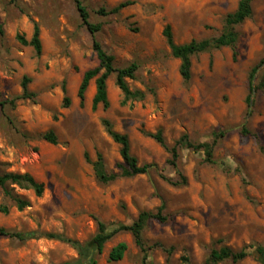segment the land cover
I'll use <instances>...</instances> for the list:
<instances>
[{
  "label": "rangeland",
  "instance_id": "obj_1",
  "mask_svg": "<svg viewBox=\"0 0 264 264\" xmlns=\"http://www.w3.org/2000/svg\"><path fill=\"white\" fill-rule=\"evenodd\" d=\"M81 1L91 22L103 25L95 38L116 65H139L137 79L129 84L146 96L123 105L112 76L108 110L92 108L95 81L82 105L83 77L100 61L75 0H0V102L23 94L24 77L31 79L29 90L36 95L19 100L15 108L0 106V160L6 170L29 173L45 185L40 198L17 189L31 201L24 211L0 189V206L10 208L8 215L0 213V228L32 234L26 241L0 236V264L75 261L79 255L72 246L45 235L86 243L99 222L132 225L142 212L157 213L163 205L167 222L152 220L144 232L148 264H203L213 248L264 246V91L254 93L252 107L247 104L252 71L264 58V0H254L253 17L237 27L238 60L231 48L201 54L193 59L190 83L180 74L181 61L172 55L165 28L172 27L179 45L217 38L240 0ZM125 2L132 5L119 14L100 13ZM35 23L41 29V56L17 40L18 34L30 40ZM256 77L258 85L264 66ZM104 119L129 136L142 165L154 166L148 175L98 181L92 163L99 154L108 172H119L123 161ZM244 127L250 135L241 134ZM143 130H162L171 146L185 134L195 143L212 142L215 133L225 136L215 149L216 164L205 162L203 151L181 149L179 169L187 183L176 185L182 180L168 162L171 154ZM49 131L57 135V145L42 138ZM123 242L128 245L124 259L110 262V252ZM144 255L126 232L94 258L97 264H143ZM239 264L260 263L249 257Z\"/></svg>",
  "mask_w": 264,
  "mask_h": 264
},
{
  "label": "trees",
  "instance_id": "obj_2",
  "mask_svg": "<svg viewBox=\"0 0 264 264\" xmlns=\"http://www.w3.org/2000/svg\"><path fill=\"white\" fill-rule=\"evenodd\" d=\"M75 2L82 18L83 26L87 27L89 32L94 37L93 50L96 52L100 61V65L97 68L87 71L83 77L78 92L81 104H85L89 87L92 81H95L96 93L93 98L92 108L94 111H97L100 106H103L105 110H108L111 107L108 83L112 76H116V84L124 95L123 105H127L131 101L143 100L146 94L141 90H132L129 84L130 80L137 79L139 65L137 63H133L128 67H118L116 65V58L112 54L108 53L103 45L95 38L96 34L102 30L103 25L92 23L88 9L84 6L82 1L75 0ZM253 3L254 0H240L237 11L227 16L225 21V30L217 38L205 39L201 41L194 40L188 44L179 45L174 40L172 27L168 25L165 28L164 36L171 48L172 55L181 61L180 74L185 83H190L192 81L193 59L201 54L210 53L222 48H231L233 50L234 61L236 62L238 60V43L240 35L237 31V27L253 17ZM130 5H132L131 2H125L112 9L109 13L104 9H102L100 13L102 15L119 14L123 9L129 7ZM17 40L23 46L32 47L38 56L42 55L43 43L41 39V29L38 23L34 24V34L30 40L22 34L17 35ZM263 66L264 58L252 71L250 77V94L247 98L249 108L253 105L254 93L258 90L264 91V77L261 79L259 84L256 85L257 73ZM30 83L31 79L24 77L22 82L23 94L19 97L0 102V106L3 109H5L8 105L15 108L19 100L35 98L36 95L31 93L29 90ZM64 105L65 107H69L71 105V100L68 97H65ZM103 125L113 141L120 145V153L123 161L118 165L119 172H108L104 158L101 154H99L97 161L92 163L98 181L103 184H109L120 178H134L141 175H148L154 166L149 164L142 165L140 163L139 159L132 153L129 136L127 134L117 132L114 129L112 122L108 119L103 120ZM142 132L145 136L154 139L171 154V159L168 162L177 170L182 180L181 183H177L176 185H184L187 183L186 177L179 169L181 149H190L197 152L203 151L206 156L205 162L209 164H216L214 157L215 149L219 144L220 139L225 136L224 132L215 133L212 142L195 143L191 140L189 135L185 134L173 146H171L168 144L162 130H159L156 133L147 132L145 130ZM241 134L243 136H248L251 132L247 127H244ZM42 138L51 144H58V137L54 131H49L44 134ZM87 159L89 160L88 156ZM5 166L7 165L0 160V189L3 191L4 196L9 199L19 211H24L25 209L31 207V201L22 197L18 193L17 189L31 190L38 198H40L45 193V185L29 173L8 171L5 169ZM164 210L165 206L163 205L158 209L157 213L147 211L142 212L132 225H109L104 222H99L97 234L92 240L86 243H81L80 241L67 238L63 235L46 234L45 236L67 243L77 251L79 258L75 261L66 262L64 264H97L94 255L102 254L105 246L117 235L129 232L133 235L136 244L141 247L145 254L143 264H148L149 257L148 249L145 247L144 232L152 220H157L161 223L167 222V218L163 215ZM0 213L8 215L10 213L9 206L1 205ZM0 236L26 241L32 236V234L29 235L23 232L0 228ZM218 243L221 244L222 241H219ZM127 251L128 245L126 243L123 242L118 244L109 254L110 262H120L124 259ZM249 257H252L260 264H264V246L251 244L240 250H234L228 246L213 248L203 264H221L227 261L239 264ZM183 261L187 263L191 262L190 258L187 256L183 257Z\"/></svg>",
  "mask_w": 264,
  "mask_h": 264
}]
</instances>
